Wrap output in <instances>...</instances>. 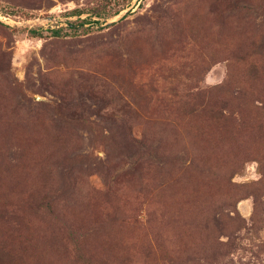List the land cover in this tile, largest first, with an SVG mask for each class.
<instances>
[{
  "label": "rangeland",
  "instance_id": "obj_1",
  "mask_svg": "<svg viewBox=\"0 0 264 264\" xmlns=\"http://www.w3.org/2000/svg\"><path fill=\"white\" fill-rule=\"evenodd\" d=\"M260 50L264 0H0V264H264Z\"/></svg>",
  "mask_w": 264,
  "mask_h": 264
},
{
  "label": "trees",
  "instance_id": "obj_2",
  "mask_svg": "<svg viewBox=\"0 0 264 264\" xmlns=\"http://www.w3.org/2000/svg\"><path fill=\"white\" fill-rule=\"evenodd\" d=\"M84 14H86V10L85 9H79V8L78 9H75V10H73V11H71V12L68 13V15L71 16V17L77 16L79 18H81L82 15H84ZM93 17L103 18V17H105V15L102 14V13H100V9L99 8H96L95 9V12H93ZM90 20H91V18H90ZM88 21L89 20H82L80 25L81 26H84V25H86L88 23ZM69 23H70L71 26H74V24H72V22H69ZM97 23H101V22L98 21ZM28 33L30 34V36H32L34 38L40 37V35H41L37 29H29L28 30ZM52 33L55 36H58V37L61 36V30L60 29L59 30H53ZM260 53L264 55V53L262 51ZM253 68H254V71H257V65H254ZM216 93L218 95V99L215 100L212 104H210L209 105L210 107L212 105L213 106H219V105L223 104L224 101H225L220 96V95L223 94V91L220 90L219 92H216Z\"/></svg>",
  "mask_w": 264,
  "mask_h": 264
}]
</instances>
